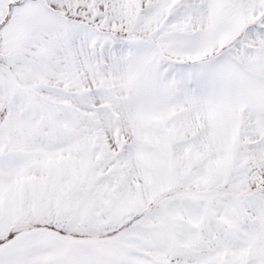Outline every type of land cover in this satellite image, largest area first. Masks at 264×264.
I'll return each instance as SVG.
<instances>
[{"label":"snow or ice","instance_id":"1","mask_svg":"<svg viewBox=\"0 0 264 264\" xmlns=\"http://www.w3.org/2000/svg\"><path fill=\"white\" fill-rule=\"evenodd\" d=\"M0 264H264V0H0Z\"/></svg>","mask_w":264,"mask_h":264}]
</instances>
